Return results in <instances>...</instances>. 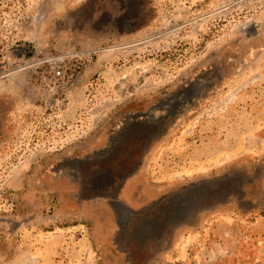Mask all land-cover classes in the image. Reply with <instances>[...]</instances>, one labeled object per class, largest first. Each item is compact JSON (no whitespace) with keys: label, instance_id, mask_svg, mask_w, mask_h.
Segmentation results:
<instances>
[{"label":"rangeland","instance_id":"obj_1","mask_svg":"<svg viewBox=\"0 0 264 264\" xmlns=\"http://www.w3.org/2000/svg\"><path fill=\"white\" fill-rule=\"evenodd\" d=\"M0 264H264V0H0Z\"/></svg>","mask_w":264,"mask_h":264},{"label":"crops","instance_id":"obj_2","mask_svg":"<svg viewBox=\"0 0 264 264\" xmlns=\"http://www.w3.org/2000/svg\"><path fill=\"white\" fill-rule=\"evenodd\" d=\"M155 185H156V184H155ZM153 187H156V186H153ZM131 192H133V191H132V190H130V191L128 190V191L126 192V196H127L128 199L130 198L129 196H130ZM159 193H160V190H157L156 195L159 194ZM153 196H155V195H151L150 197H153Z\"/></svg>","mask_w":264,"mask_h":264},{"label":"bare ground","instance_id":"obj_3","mask_svg":"<svg viewBox=\"0 0 264 264\" xmlns=\"http://www.w3.org/2000/svg\"><path fill=\"white\" fill-rule=\"evenodd\" d=\"M132 206H134V205H132ZM134 207H135V206H134ZM124 214H125V213H124ZM124 214L121 216L122 219H124L125 217H127V216L124 215Z\"/></svg>","mask_w":264,"mask_h":264},{"label":"water","instance_id":"obj_4","mask_svg":"<svg viewBox=\"0 0 264 264\" xmlns=\"http://www.w3.org/2000/svg\"><path fill=\"white\" fill-rule=\"evenodd\" d=\"M144 220H145V219H144ZM144 220H143V221H144ZM146 220H147V219H146ZM147 221H148V220H147ZM144 222H145V221H144ZM148 223H149V221L145 223V226L150 225V224H148Z\"/></svg>","mask_w":264,"mask_h":264}]
</instances>
